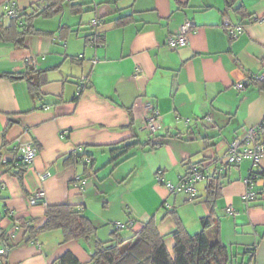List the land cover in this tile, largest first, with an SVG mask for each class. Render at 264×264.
<instances>
[{
	"label": "crops",
	"instance_id": "obj_1",
	"mask_svg": "<svg viewBox=\"0 0 264 264\" xmlns=\"http://www.w3.org/2000/svg\"><path fill=\"white\" fill-rule=\"evenodd\" d=\"M7 1L0 0V13ZM11 1L22 11L39 0ZM90 4L103 23L97 31L81 36L80 29L66 23L57 29L35 26L39 32L27 36L24 47L0 40V151L13 163L20 141L33 142L38 150L22 182L14 173L0 172V234L11 247L4 264H53L67 252L82 264L90 261L92 246L65 244L61 231L28 241L23 225L40 227L47 207L60 204L84 209L98 227L132 222L134 234L127 240L154 219L172 252L175 242L169 234L176 222L170 212H177L190 235L200 232L201 219L210 213L207 177L218 173L224 176L223 190L210 239L219 233L240 264L249 263L245 252L255 248L253 264H264V181L257 199L246 203L244 181L252 163L246 159L230 167L226 161L229 145L264 121V88L251 79L264 78V0H237L232 8L228 0ZM80 5L84 13L87 4ZM240 7L246 17L238 13ZM122 18L131 22L117 26ZM5 19L0 21L10 26ZM188 21L197 26L188 44L171 50L166 41ZM239 26L243 33L232 38L228 29ZM95 33L103 35V45H96ZM30 69L45 74L40 98L32 97L25 78L1 77ZM239 83L246 89L238 90ZM154 110L161 116L157 134L170 138L154 150L139 147L113 161L112 146L150 139L146 122ZM63 132H68L65 137ZM80 147L84 159L94 160L88 170L83 160H69ZM194 164L206 176L196 186L195 200L172 195L157 181L161 174L165 182L178 184ZM45 171L51 176L41 181L38 174ZM78 178L88 180L84 191L75 186ZM41 190L47 206H31L29 199ZM229 206L235 215L226 213ZM110 210L115 214H107ZM112 233L105 228L99 237L107 241Z\"/></svg>",
	"mask_w": 264,
	"mask_h": 264
},
{
	"label": "trees",
	"instance_id": "obj_2",
	"mask_svg": "<svg viewBox=\"0 0 264 264\" xmlns=\"http://www.w3.org/2000/svg\"><path fill=\"white\" fill-rule=\"evenodd\" d=\"M74 1L76 0H43L45 3L44 7H40V4L37 3L36 7L32 5L30 10H19L18 18L10 20V26L6 27L3 21H0V40L13 42L16 47H24L27 36L39 32L34 25L36 18L49 19L56 14H60L65 4L70 5L73 14L82 13V5L73 3ZM236 2L237 0H228V8H232ZM238 13L246 17V10L243 7L238 9ZM130 22V18H122L116 21V25L125 26ZM92 36L96 37V45L104 44L103 35L93 34ZM88 42H91V39ZM1 77L11 80L25 78L33 98L41 97V88L47 82L44 72L34 69H30L24 74L6 73ZM255 83L262 84L261 87L264 88V81ZM259 134L260 140L264 144V122ZM168 138H170L169 135L162 136L157 133H150V139L147 142H140L137 139L123 141L112 146L113 161L129 155L131 151L139 147L154 150L163 146ZM4 147H7L6 137L4 138ZM18 151L19 149H15V152ZM4 155L0 151V172L14 173L22 182L24 173L29 165L22 162L18 153L13 163L6 161ZM85 157H87L85 151L82 154L75 152L70 156L69 160L77 164L79 160ZM93 162L94 160L91 158L90 164H85L87 170L88 166L93 165ZM194 165L200 166V164ZM228 166L237 165L228 164ZM257 174H259L260 179L264 180V171H258ZM223 177L220 173L207 177L205 204L208 205L210 213L201 219V232L190 235L178 218L177 212H170L176 222L175 230L169 234L175 242L172 252L167 248L165 238L159 233L154 219L144 223L142 229L136 232L130 240L122 239L120 230L115 229L110 235V239L103 241L98 238V226L85 215L84 209L70 204L48 206L45 213V221L40 227H35L31 225V222H28L23 225V228H25L26 234L29 236L28 241H34L41 233L61 231L65 244L77 241L91 245L93 248L91 259L86 264H230L235 259L230 247L221 241L218 236L219 233H217L215 241H212L208 235V231L215 228L217 224L216 208L219 199L222 197ZM255 190L257 194L256 200L259 196L256 185ZM195 199H197V196L190 198V200ZM130 223H127V225H130ZM4 238L6 236L0 234V240ZM245 254L250 255L248 264H253L255 248L248 249ZM53 264L82 263L72 253L67 252L55 260Z\"/></svg>",
	"mask_w": 264,
	"mask_h": 264
},
{
	"label": "built area",
	"instance_id": "obj_3",
	"mask_svg": "<svg viewBox=\"0 0 264 264\" xmlns=\"http://www.w3.org/2000/svg\"><path fill=\"white\" fill-rule=\"evenodd\" d=\"M19 8L17 4L11 0L5 2L3 4V12L0 13V18H7L10 20L18 18ZM102 22L99 19H94L91 21L90 26L91 29L97 31L98 28L102 26ZM197 26L194 22L188 21L185 22L178 34L168 38L166 41L167 46L171 50H177L179 48L185 47L188 44L189 34L196 30ZM243 27L239 26L235 29L229 28V34L232 38H236L243 33ZM97 34V33H95ZM98 35V34H97ZM253 82H263L264 78L260 76H255L251 78ZM247 84L239 83L236 88L238 90H245ZM160 113L156 110L148 117L146 122V127L148 132L157 133L160 130ZM264 122V121H263ZM263 122L251 129H249L242 139H237L233 141L228 148V154L226 157L227 164L230 165H239L244 160H249L252 163L251 170L249 172V176L244 181L246 185V193L244 195V201L246 203H250L255 200L257 194L255 190V185L257 180L260 179L258 171H260V165L262 160L264 159V144L260 140L259 130L263 124ZM186 123L189 125L190 121L187 120ZM68 132H63L62 136L65 137ZM19 152L20 158L22 162L32 165L38 155L37 147L33 144V142H19ZM84 152L83 147H80L76 150V153L82 154ZM83 163L90 164L91 158L82 159ZM51 174L47 171L41 172L38 174V177L41 181L47 180ZM206 178L204 168L198 165H192L188 170L187 174L181 178L178 184H172L169 182H165L162 178L161 174L157 176V181L159 184H162L166 187L172 195H186L189 198L196 197V186L204 181ZM75 186L80 190L84 191L87 186V181L83 178H78L76 180ZM29 203L31 206L43 205L47 206V196L46 193L41 190L37 192L34 196L29 199ZM226 213L228 215H235V210L232 206H229L226 209ZM114 228L117 230H123L126 227H132L133 223L130 225H124L122 223H115ZM11 251V247L6 238L2 239L0 246V264H4L6 258L9 256Z\"/></svg>",
	"mask_w": 264,
	"mask_h": 264
},
{
	"label": "rangeland",
	"instance_id": "obj_4",
	"mask_svg": "<svg viewBox=\"0 0 264 264\" xmlns=\"http://www.w3.org/2000/svg\"><path fill=\"white\" fill-rule=\"evenodd\" d=\"M77 1L80 4L81 3L87 4L84 7V9H85L84 13H82L81 16L80 15L72 14L71 11H70V9H69L68 4H66V5H64L63 11L60 14H56V15H54L53 17H51L49 19H45L43 17L36 18L35 19V26L36 27H44V28H47V29H57L60 24L70 23V24H72L73 26L76 27L75 29H80V31H81L80 32V35L81 36H83V35H85L87 33H90V30H91V26H90L91 20L96 18V12L94 10H92V8H91L92 5L90 4L93 0H77ZM40 2H41L40 0L39 1H36V3H34L33 5H35V7H36V4L37 3H40ZM43 4H44V2H41L40 6L42 7ZM28 9L30 10L31 8H28ZM5 20L10 21V19H7V18ZM231 171H234V169H232ZM248 176H249V174H248ZM94 179H95V177H94ZM263 181L264 180H262V179H258L257 180V183H256V187L258 188V185L263 184L262 183ZM107 214H110L111 215V214H115V213H113V210H110V212H107ZM123 224L126 225L127 223L124 222ZM109 227L113 231L115 230L114 226L113 225H110V224L109 225L107 224L104 227H98L99 228V230H98V238L99 239L102 238V233L105 230V228L108 229ZM201 231L202 230H200V232ZM120 233L122 235V238L125 239V240H127V239H129L130 237L133 236L134 231H132L129 227H126L125 229L121 230ZM209 237L212 239L210 233H209ZM104 239H110V237L109 236H105ZM240 263H241V258L240 259H237V260L234 259V262L233 263H230V264H240Z\"/></svg>",
	"mask_w": 264,
	"mask_h": 264
},
{
	"label": "water",
	"instance_id": "obj_5",
	"mask_svg": "<svg viewBox=\"0 0 264 264\" xmlns=\"http://www.w3.org/2000/svg\"><path fill=\"white\" fill-rule=\"evenodd\" d=\"M78 163H82V161L79 160V161L77 162V164H78ZM84 165H85V164H84Z\"/></svg>",
	"mask_w": 264,
	"mask_h": 264
}]
</instances>
